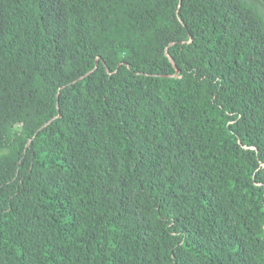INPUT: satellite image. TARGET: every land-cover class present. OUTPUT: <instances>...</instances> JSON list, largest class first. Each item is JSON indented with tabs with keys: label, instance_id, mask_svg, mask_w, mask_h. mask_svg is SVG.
<instances>
[{
	"label": "trees",
	"instance_id": "trees-1",
	"mask_svg": "<svg viewBox=\"0 0 264 264\" xmlns=\"http://www.w3.org/2000/svg\"><path fill=\"white\" fill-rule=\"evenodd\" d=\"M0 264H264V0H0Z\"/></svg>",
	"mask_w": 264,
	"mask_h": 264
},
{
	"label": "water",
	"instance_id": "water-1",
	"mask_svg": "<svg viewBox=\"0 0 264 264\" xmlns=\"http://www.w3.org/2000/svg\"><path fill=\"white\" fill-rule=\"evenodd\" d=\"M181 5H182V3H181ZM176 68H177V67H176ZM179 74H180V70L177 69L176 77L179 76Z\"/></svg>",
	"mask_w": 264,
	"mask_h": 264
}]
</instances>
